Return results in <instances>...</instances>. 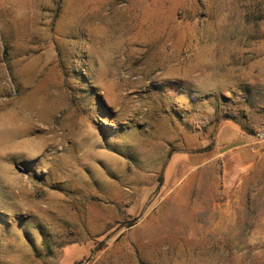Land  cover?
<instances>
[{"label": "rangeland", "instance_id": "obj_1", "mask_svg": "<svg viewBox=\"0 0 264 264\" xmlns=\"http://www.w3.org/2000/svg\"><path fill=\"white\" fill-rule=\"evenodd\" d=\"M0 264H264V0H0Z\"/></svg>", "mask_w": 264, "mask_h": 264}, {"label": "trees", "instance_id": "obj_2", "mask_svg": "<svg viewBox=\"0 0 264 264\" xmlns=\"http://www.w3.org/2000/svg\"><path fill=\"white\" fill-rule=\"evenodd\" d=\"M161 179H159V182H160Z\"/></svg>", "mask_w": 264, "mask_h": 264}]
</instances>
